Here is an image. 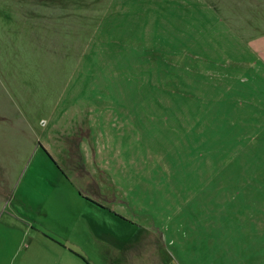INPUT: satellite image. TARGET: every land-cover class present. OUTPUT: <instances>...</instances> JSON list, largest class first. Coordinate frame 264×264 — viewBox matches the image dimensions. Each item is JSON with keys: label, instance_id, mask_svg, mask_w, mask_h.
Wrapping results in <instances>:
<instances>
[{"label": "rangeland", "instance_id": "1", "mask_svg": "<svg viewBox=\"0 0 264 264\" xmlns=\"http://www.w3.org/2000/svg\"><path fill=\"white\" fill-rule=\"evenodd\" d=\"M0 264H264V0H0Z\"/></svg>", "mask_w": 264, "mask_h": 264}, {"label": "crops", "instance_id": "2", "mask_svg": "<svg viewBox=\"0 0 264 264\" xmlns=\"http://www.w3.org/2000/svg\"><path fill=\"white\" fill-rule=\"evenodd\" d=\"M25 195H26V196H28V194H27V193H25ZM19 204H20V203H19Z\"/></svg>", "mask_w": 264, "mask_h": 264}]
</instances>
